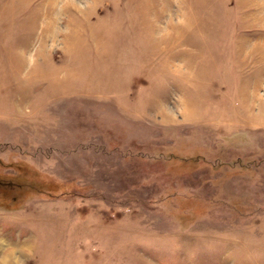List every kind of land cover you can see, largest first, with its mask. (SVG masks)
<instances>
[{
  "label": "rangeland",
  "instance_id": "rangeland-1",
  "mask_svg": "<svg viewBox=\"0 0 264 264\" xmlns=\"http://www.w3.org/2000/svg\"><path fill=\"white\" fill-rule=\"evenodd\" d=\"M0 264H264V0H0Z\"/></svg>",
  "mask_w": 264,
  "mask_h": 264
}]
</instances>
